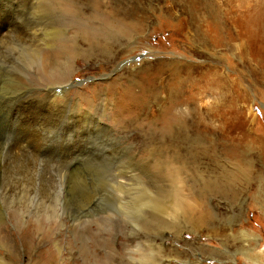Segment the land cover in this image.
Listing matches in <instances>:
<instances>
[{
	"label": "rangeland",
	"instance_id": "1",
	"mask_svg": "<svg viewBox=\"0 0 264 264\" xmlns=\"http://www.w3.org/2000/svg\"><path fill=\"white\" fill-rule=\"evenodd\" d=\"M1 1L0 15L7 27L0 36V264H84L75 243L81 227L75 233L71 229L77 224L71 218L75 206L68 200L73 191L96 197L89 210L99 212L104 249L96 247L92 237L84 239L104 264L113 254L118 256L115 264H156L144 241L152 221L143 222L132 212L134 207L122 202L137 189L158 182L171 198L199 200L201 194L208 207L196 208L198 217L218 212L213 230L199 228V223L166 230L164 247L183 254H167L165 260L264 264V253L253 252L257 242L243 247L239 235L244 230L259 235L258 249L263 250L264 44H256L247 22L264 14V0H18L15 5ZM110 7L138 11L144 28L136 47L112 64L77 58L80 69L65 85L51 89L58 98L71 92L73 103L51 113L43 102L48 66L39 55H57L61 39L69 36L79 38L75 46L93 52L94 44L107 37L94 33L93 26L107 29L109 13L115 14ZM81 13L86 15L80 17ZM195 29L202 37L195 36ZM121 30L117 41L133 33L129 26ZM171 60L182 70L181 102L169 103L173 72L165 71L154 85L161 90L160 101L152 103L150 98L146 107L126 110L124 90L137 93L142 81V77L134 81L131 74L141 66ZM156 152L158 160L152 156ZM119 180L129 185L120 187ZM208 181L240 186L237 204L209 192ZM214 204L220 208L214 209ZM239 206L242 216H237ZM229 227L236 245L231 243L226 257L202 253L201 260L189 249L188 243L225 250L222 241L229 236Z\"/></svg>",
	"mask_w": 264,
	"mask_h": 264
},
{
	"label": "bare ground",
	"instance_id": "2",
	"mask_svg": "<svg viewBox=\"0 0 264 264\" xmlns=\"http://www.w3.org/2000/svg\"><path fill=\"white\" fill-rule=\"evenodd\" d=\"M7 1L10 3H13L15 5V2H17L18 0H7ZM10 5H12V4H10ZM211 5H213V4H211ZM6 7H8V6H6ZM210 7H212V6H210ZM107 9H109L110 12L115 10V14L111 15V13H109L110 16L106 19V25H107L106 30H104V28L101 25H99V26L94 25L93 26L94 33H95V31H97L98 35H102V36L106 35L107 36L106 38L102 39L100 42H97L94 44L93 52H90L89 50L84 51L78 45L75 46L76 42L78 41L79 38H77L76 40H71L70 36H69V37H66V39L64 38V40L61 39V41L63 42V43H60L61 44L60 48L62 50L59 52L62 53L61 55H59V52L57 55H54L51 57L40 56L38 54L39 59L40 60L42 59V62L48 66V72H47V79H48L47 82L48 83L46 84L45 88L43 89V92L47 96V100L43 101V102H44L45 107L48 108V110L51 113L56 112L58 110H61L65 106L73 103L72 98L70 97L71 92L64 94L65 96L62 98H58V97H55L53 95L51 89L53 86H57V85L64 84V83L66 84L67 81L70 79V77L78 69H80V67H78L76 65V59L77 58H85L88 63H91V60L97 59V61H100L102 63L106 62L108 64H112L115 62V59L118 57V55L123 54L124 52H132L134 47H136V43H138L137 37L139 35V32H141V29L144 28L142 20L137 16V15H139L138 11H132V10H128L127 8H118V7H110ZM92 10H94V9H92ZM258 11H260V9H258ZM79 15H80V17H82L83 15H86V14L81 13ZM103 16H106V15H103ZM2 19H4V18H2V14H1L0 15V36L4 35L6 27H7L4 23H2ZM191 19L192 18L190 17V20ZM247 24H248L249 32L251 33L252 36L255 37L256 44L258 43L262 47V45L264 44V14L261 12L256 14V16L254 18H252L251 20L249 19V22H247ZM147 25H148V23H147ZM123 26L131 27L133 30L132 31L133 33H130V35H128V37L126 39H124L123 41H117L114 39L115 35L119 34L122 31L121 28ZM145 28L148 29L147 27H145ZM99 31H101V32H99ZM87 32L89 34H91L90 30H88V27H87ZM57 35L58 34L55 33L52 35V37L55 38ZM85 35L86 34L84 33V36L81 38V40L85 39ZM195 36L196 37H198V36L202 37V35L198 29H195ZM203 37L205 38V36H203ZM51 40H53V39H51ZM59 42H60V39H59ZM96 51H97V53H96ZM125 55H127V54H125ZM91 57H94V58L91 59ZM129 57H132V56H129ZM127 61H128V59H126L125 62L127 63ZM177 62L174 60H171L169 62L161 61V62L156 63L155 66H151V65L141 66L138 70L136 69V72L131 74L132 79L134 81H138V79H141V77H142V81H140L138 83L139 91H137V93H134V91H130V90H124V92L127 93V98L125 101L127 103L128 108L126 110L129 109V111H132V108H130L129 106H131V107L135 106L136 109H142V108L146 107L147 105H149L152 100H153L152 103L160 101V99H158L159 98L158 97V90L159 89L156 88L154 85L157 81V78H159L161 76V74L165 73V71H172L173 72L172 73L173 78L171 80V83H169L170 86L167 85L168 91L170 94V96H169L170 102L169 103L172 105H178L181 102V99L178 100V98H181V96H182V94H181L182 92L180 91L181 79L178 76L181 74L182 70L179 68ZM164 65H165V68H164ZM175 82H178V83H175ZM181 82H183V81H181ZM148 88H149V95H146V90ZM159 91H161V90H159ZM150 98H152L151 101H150ZM129 101H131V103ZM134 111H135V109H134ZM129 113H131V112H129ZM90 115L92 116V114H90ZM95 119H98V118L94 117V120ZM177 119H178L177 117H175V118L171 117L172 121H176ZM96 123H98V122H96ZM98 124L100 126V123H98ZM192 137L193 136H190V138H192ZM188 142H189V140H188ZM152 154H153L152 156H154V159L156 160L157 159V152L155 154L154 153H152ZM161 158H163V156L159 157V159H161ZM122 159H124V158H122ZM122 159H121V161H122ZM177 160L184 162L183 159H181L179 156H177ZM121 163H123V162H121ZM124 163H125V161H124ZM114 170H116V169H114ZM120 176L121 175H119V177ZM116 179H115V181H116ZM90 180H92V179H90ZM125 181H127V180H125ZM157 181H158V178H157ZM213 181H215V180H213ZM87 182H89V180ZM212 182L208 181V184H207V188H208L209 192H213V193L218 192V196H222L224 198H227V200H229V201L234 200V199L236 200L239 196L242 195V188L240 186H238L236 183L234 184L233 181L232 182L229 181V182L224 183V184L216 183V182L212 183ZM117 183L121 187L126 182L119 180ZM159 183L160 182H158L155 186H151V187L149 185L146 186L147 184L146 185L144 184L145 186H143V187L141 186L143 188V190L137 189L136 195H135V193L130 195L129 199L126 202H122V205H128V206L134 207V210L132 212H136L137 217L140 215V220H142L143 222H145V221L151 222L152 221L151 224L152 223L156 224V225H153V227L150 224L148 226L149 231H145V233H149V238L144 240L148 244L146 248L151 253V255L155 256L156 261H157L156 264H165V263L171 264L169 261L164 259V257L167 256V254L169 256H171V255L180 256L183 253L179 252L175 248L168 249V248L164 247V244H163L164 232L166 230H169V229H174L178 224L195 225L198 223H199V228L203 227L205 229L213 230L216 227L215 216L218 215V212L212 210V207L214 209H218V208H220V206L218 204H214L212 207L209 206L211 208V210L213 211V213L215 214V216H213V215L209 216L208 214H205V212H203L201 217H198L196 212H195V209L201 208L204 206L208 207V204L207 205L204 204L205 202H204L203 196H201V194H200L201 198L200 197L198 198L199 200L193 198L190 201H187V200L183 199L181 196L171 198V196H168L169 191L166 189L167 187H165ZM126 184H127V186L129 185L128 183H126ZM81 185H83V184H81ZM73 189L74 188H72L71 191ZM75 191H76V189H75ZM140 191H142V192H140ZM73 193L74 194H71V196L69 197L70 199H68V200H70L69 205L75 206L76 211H75V213L71 214V218L73 221H77L76 222L77 224H73L71 229H72L73 233H75L77 227H81L80 240L76 239V241H75V243H77V244L79 243V245H77L78 246L77 250L81 249L80 254H83L84 264H89V261H92V264H104L106 262L104 260H100V256L98 255V253H96L95 251L91 252L90 246H88L86 244V240L84 239L86 237H92L93 238V244L96 247H100V249H101V247L104 249L103 229H102V226L100 224L99 212H97L94 209L89 210V208H91L93 205H95L96 197L94 195L84 193V192H82L80 195H77L76 192H74V191H73ZM78 193H79V191H78ZM236 204H237V202L235 201V205ZM240 207H242V206L238 207L237 216H242L243 212H241V211L243 209ZM143 208L148 209V210L146 211ZM239 210H240V212H239ZM132 212H127V214L126 213L125 214L128 216V214H131ZM86 217H89V218H86ZM241 219L242 218H240V220ZM91 224L95 225V227L93 229L91 228ZM184 229L185 228L179 230L175 234L177 238L181 237ZM229 231H230V234L227 237V239H223V241H222V245L225 248V250L224 249L223 250L222 249H215V248L210 249L204 245H197V244L194 245L192 243H188V247L190 250L195 252V255L199 254L200 255L199 259H201V260H202V257H201L202 253H205V255H209V257H214L211 255H218L219 257H226L225 254L228 252H231V246L236 245V244L232 243L230 240V239H232V236H234L232 234V228L231 227H229ZM115 232H116V225L113 224L112 225L113 236H116ZM152 232H155V234H156L155 237H152V235H151ZM239 235H241L242 240H241L240 244L243 247H244L245 243H247L250 246L251 242L253 240H255L257 242V247L255 249H253V252L257 251V253H264V248H263V250L258 249L259 248L258 244L261 241V238L259 235H257V234L251 235V233L249 231H246V230L242 231ZM96 236H98V239L96 238ZM231 243H232V245H231ZM154 244L158 245L160 247L159 251L156 252V247L154 246ZM112 250L115 251L113 248H112ZM247 250H250V248H247ZM113 261H115L116 263L118 261V256L116 254H113L112 256H110V260H108V264L110 262H113ZM140 261H142V259H140ZM113 264H115V263L113 262ZM198 264H201V263H198Z\"/></svg>",
	"mask_w": 264,
	"mask_h": 264
}]
</instances>
